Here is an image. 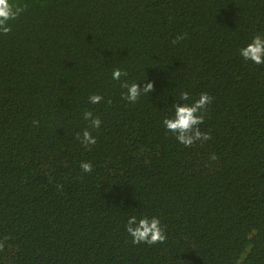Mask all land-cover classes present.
<instances>
[{"label":"trees","instance_id":"1","mask_svg":"<svg viewBox=\"0 0 264 264\" xmlns=\"http://www.w3.org/2000/svg\"><path fill=\"white\" fill-rule=\"evenodd\" d=\"M13 2L22 11L0 33V264H264V63L239 55L264 34V0ZM115 68L126 76L112 80ZM125 81L153 90L129 103ZM201 93L209 138L186 147L162 121ZM85 129L95 143L78 139ZM131 215L157 217L163 242L133 243Z\"/></svg>","mask_w":264,"mask_h":264},{"label":"clouds","instance_id":"2","mask_svg":"<svg viewBox=\"0 0 264 264\" xmlns=\"http://www.w3.org/2000/svg\"><path fill=\"white\" fill-rule=\"evenodd\" d=\"M22 11V8L13 2V0H0V33H7L10 30V21L14 20ZM180 39V37H177ZM175 42V41H174ZM239 55L246 61H251L254 64L264 63V34L254 35L244 46L239 49ZM126 73L121 69L115 68L111 73V78L118 81ZM121 87L125 89L122 93L123 98L129 103H135L141 93L149 94L153 90L151 81L144 83L140 87L137 82H123ZM180 101L189 100V95L186 91L180 92ZM103 97L100 94H92L88 97V102L97 104L101 102ZM211 97L207 93H201L199 97L191 103H174L172 105L173 112L170 117L163 119V126L176 136L177 142L184 146H190L195 141H204L209 138L208 133L201 132L199 125L203 121L202 110L211 103ZM83 118L89 121L92 128L100 126V119L94 117L91 112L85 111ZM83 144L95 143V137L85 129L78 135ZM215 159L213 155L211 157ZM80 168L83 172L88 173L92 170V165L89 162L81 161ZM125 230L131 237L133 243L154 244L163 242L165 239L164 230L161 227L157 217H137L131 215L125 223Z\"/></svg>","mask_w":264,"mask_h":264}]
</instances>
